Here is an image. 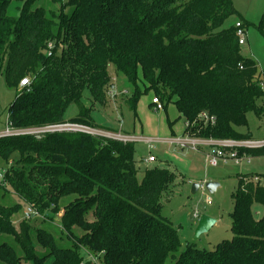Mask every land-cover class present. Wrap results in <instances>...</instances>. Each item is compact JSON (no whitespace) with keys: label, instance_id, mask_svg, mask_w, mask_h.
I'll list each match as a JSON object with an SVG mask.
<instances>
[{"label":"trees","instance_id":"16d2710c","mask_svg":"<svg viewBox=\"0 0 264 264\" xmlns=\"http://www.w3.org/2000/svg\"><path fill=\"white\" fill-rule=\"evenodd\" d=\"M235 15L231 0H0L3 75L16 90L8 123L22 131L64 124L103 131L91 112L106 103L113 66L135 87L126 100L131 111L141 82L144 92L176 106L186 136L249 140L237 130L248 113L264 119V73L242 56L235 25L223 26ZM260 32L264 37L263 26ZM23 79L29 85L19 88ZM71 105L77 115L66 120ZM239 153L264 156V147ZM134 155V142L81 131L3 137L0 188L39 212L61 206L60 241L70 246L59 247L33 220L15 227L18 207L0 204V264H97L86 256L101 264H264V186L238 176L232 238L210 251H180L160 204L178 173L145 168L138 180ZM253 205L262 207L259 218Z\"/></svg>","mask_w":264,"mask_h":264},{"label":"rangeland","instance_id":"374dc122","mask_svg":"<svg viewBox=\"0 0 264 264\" xmlns=\"http://www.w3.org/2000/svg\"><path fill=\"white\" fill-rule=\"evenodd\" d=\"M231 1L238 15L229 17L223 26H233L237 22L244 23L247 26V43L250 45V52L247 50L246 44L241 46V54L243 57L251 58L259 63L261 67H259V70L264 73V37L260 32V27H264L262 19L264 0ZM4 61V56H1L0 132L7 127L8 108L16 96V90L9 87L5 82L3 75ZM108 72L110 86L115 89L116 95L111 98L107 94L105 105L95 106L91 112L93 122L97 124L98 129L103 131L77 126L87 128L90 135H98L108 139L117 140L118 133L129 134L137 138L138 141L134 142V158L138 162V180L141 179V171L145 168H166L174 171L175 174L178 173L179 176L176 175L174 183L162 193L160 204L161 216L166 218L178 231L181 242L180 251H183L187 245L210 251L221 241L230 240L232 233L230 231L231 221L229 215L233 210L232 195L237 188V177L249 176L248 178L251 179L258 176L260 177V185L264 186V156L252 157L247 155V158H250L249 162H243L239 165L233 162L220 161L216 166H208L206 156L213 152L210 146L201 144L198 146L197 151H190L174 143L175 139L185 138L186 126L183 120L179 119L178 110L173 103H162L165 106L164 111L156 112L154 106L161 102L157 100L152 90L144 92L142 83L137 82L139 97L134 110L131 111L126 105V100L131 97L135 87L128 83L124 76L117 72L113 66L108 68ZM89 100L90 97L85 92L83 101L87 107L90 105ZM76 115L77 107L75 105L69 106L65 111L66 120L74 118ZM237 131L243 135H250L252 140H263L264 119L259 120L253 113H248L246 127ZM18 133L20 132L15 130L14 135ZM14 135L9 137H14ZM149 156H152L155 162L146 163L145 160ZM6 169L7 164L0 157V184L4 181L3 176ZM208 182L219 184L216 192L210 194L207 190L198 189L195 194L191 193L193 184H199L200 186ZM207 197L211 199L210 205L206 204ZM0 204L7 208L18 207L12 217L15 227L24 219L26 208L31 207L27 203L24 204L10 189L4 190L2 188H0ZM37 213L40 217H32L30 220H33L37 227L48 231L57 240L59 247H69L70 242L66 238L60 241V228L62 227H60L59 220L63 215V208L60 206L57 211L51 208L45 212L38 211ZM261 213L262 207L253 205V216L259 218ZM201 216L212 217L216 220V224L208 232L196 237L195 230ZM88 217V220L91 221L92 215ZM78 235H82L80 230ZM4 241L10 243L7 239ZM12 246L16 247L14 243H12ZM15 249L18 250L17 247ZM36 249L40 252L38 248ZM85 259L89 262L93 261L101 264V261L96 257L86 256Z\"/></svg>","mask_w":264,"mask_h":264},{"label":"built area","instance_id":"2783aa9c","mask_svg":"<svg viewBox=\"0 0 264 264\" xmlns=\"http://www.w3.org/2000/svg\"><path fill=\"white\" fill-rule=\"evenodd\" d=\"M234 27L236 29V35L238 37L239 46H244L247 42L246 30L242 27V24L240 22L235 23ZM28 85H29L28 79H23L19 83V88H23ZM108 95L111 98L115 97L116 92L113 87L109 88ZM154 109L157 112L162 111L163 110L162 103H157L154 106ZM200 118L204 120H208V117L206 114L200 115ZM7 127L4 131L0 132V138L14 135L15 130L10 126L8 121H7ZM62 130L81 131L87 134L90 133V131L87 128L85 129L84 127H80V126L78 127L77 125H73V124H64V125H58V126H50V127H46L44 129H39V130H28V131L24 130L22 133H21L22 130L21 131L16 130L20 133L14 136L25 135V134L49 133V132L52 133V132H59ZM117 140L124 142V143L138 141V139L133 136H126V135H121V134H118ZM174 143L178 145L179 147L190 150V151H197L198 146H200L201 144L210 146L213 149V152L206 156V162L208 166H216L218 162L220 161L225 162V163L233 162L236 165H239L243 162H249L250 158H247V154L246 153L240 154L239 150L241 149H244V150L261 149L264 147V139L263 140L249 139V140H242V141H233V140L216 141L212 139L198 140L190 136H185V138L174 140ZM145 161L146 163L151 164L155 162V159L152 156H149ZM250 181L260 185V177L258 176L252 177ZM199 189L202 191L205 190V185H200ZM206 204L207 205L211 204V199L209 197L206 198ZM24 216H25L24 217L25 220H30L32 217L34 218L36 216L40 217L39 214L32 207L26 208V212L24 213Z\"/></svg>","mask_w":264,"mask_h":264},{"label":"water","instance_id":"95a60500","mask_svg":"<svg viewBox=\"0 0 264 264\" xmlns=\"http://www.w3.org/2000/svg\"><path fill=\"white\" fill-rule=\"evenodd\" d=\"M217 183L208 182L205 184V190L209 192L210 194L214 193L216 189L218 188ZM199 189V184H193L191 187V193L195 194ZM216 224V220L209 216H201L196 230H195V236L198 237L201 234H204L208 232L214 225Z\"/></svg>","mask_w":264,"mask_h":264},{"label":"crops","instance_id":"0c3cea01","mask_svg":"<svg viewBox=\"0 0 264 264\" xmlns=\"http://www.w3.org/2000/svg\"><path fill=\"white\" fill-rule=\"evenodd\" d=\"M247 41H248V40H247ZM246 44H247V50L250 52V45H249V43H247V42H246ZM246 44H245V45H246ZM245 45H244V46H245ZM250 55H251V57H253L252 54H250ZM257 65H258V67H260V66H259V63H257ZM260 68H261V67H260ZM263 88H264V86H263ZM156 112H157V111H156ZM159 112H162V111H159ZM120 134H121V133H120ZM122 135H123V134H122ZM124 135H126V136H130L129 134H124ZM175 140H176V139H175ZM251 140H252V139H251ZM218 185H219V184H218ZM218 188H219V186H218ZM218 188H217V189H218ZM217 189H216V190H217ZM215 192H216V191H215Z\"/></svg>","mask_w":264,"mask_h":264}]
</instances>
